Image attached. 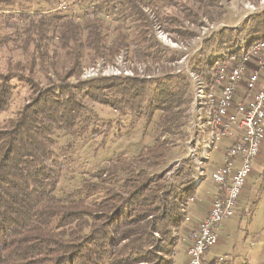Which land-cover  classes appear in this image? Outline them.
I'll use <instances>...</instances> for the list:
<instances>
[{
	"label": "trees",
	"instance_id": "trees-1",
	"mask_svg": "<svg viewBox=\"0 0 264 264\" xmlns=\"http://www.w3.org/2000/svg\"><path fill=\"white\" fill-rule=\"evenodd\" d=\"M30 1L0 0V114L9 112L20 86L28 91L24 104L0 125V264H172L158 252L169 257L174 252L170 226L181 225L182 209L196 188L191 183L170 195V202L168 192L165 197V188L172 186H165V174L149 172L165 159L164 142L155 138L142 147L135 157L138 166L128 167L137 175L127 173L122 186L116 177L102 179L98 171L92 175L100 180L85 178L63 195L58 132L72 134L68 143L85 136L101 138L99 146H104L115 119L100 116L94 103L120 116L162 103L158 80L124 75L81 80V73L100 57L113 60L123 49L131 48L138 59L165 55L147 8L180 38L196 32L181 28L185 19H216L215 0H71L67 10H53L57 5L31 9ZM86 1V16L67 12ZM173 7L180 13L166 11ZM250 21L238 39L264 40V9ZM236 36L231 29L214 34L207 42L214 38L224 51L213 57L220 60L223 52L236 51ZM72 77L78 81L71 82ZM162 85L168 93L169 85ZM185 110L182 121H187ZM153 175L156 180H149Z\"/></svg>",
	"mask_w": 264,
	"mask_h": 264
},
{
	"label": "rangeland",
	"instance_id": "rangeland-1",
	"mask_svg": "<svg viewBox=\"0 0 264 264\" xmlns=\"http://www.w3.org/2000/svg\"><path fill=\"white\" fill-rule=\"evenodd\" d=\"M59 1L31 0L29 8L48 9L58 5ZM27 4L29 3L27 2ZM89 6V1L80 2L74 6V9L67 12L81 18L86 16ZM214 6L220 13H226L224 19L222 18L223 13H221L222 15L219 13L214 21L209 20L207 16H203L200 22L185 19L180 24L181 28L187 27V29L196 32L194 35H183L180 38H177L174 30L172 32L169 29V25L165 24L164 26L152 9L147 8L154 20L152 25L154 36L165 49V55L160 59L155 55L138 59L133 58L134 51L130 48L123 49L113 60H105L100 57L97 62L85 66L80 76L81 80H89L101 75L139 76L140 78L158 80L160 85L156 91L159 92L162 87L163 95L161 98L163 101L154 108H144L138 114L128 113L125 116H120L121 114L110 106L94 103V108L100 116L106 119L111 117L115 119L110 136L107 137L104 146H99L101 138L89 139L85 136L76 137L75 142L68 143L69 139H73L72 134L66 133L67 131L58 132L57 150L63 169L61 194L66 195L68 191L79 186L85 178H92L93 181L100 180L95 179L92 175L98 171V173L103 172L102 179L113 182L114 177H116V183L122 186L123 177L127 173L133 176L137 175L136 171H129L128 167L138 166V161L135 159L136 155L142 152L143 146L152 143L155 138L156 140L159 139L160 143L164 142L167 151H165V159L163 156L158 159L160 165L151 167L149 172L165 174V186L167 182L172 185L171 188H165V197L168 192L169 202L170 195L174 196L175 193L191 183L197 189L201 180L193 182L204 175L207 178L198 188V194L208 196L215 191L216 184L210 174L206 175L208 163L201 162V152L197 155L191 152V144L188 142L193 136L188 124L195 84L192 73L202 77L206 73L209 75L206 70L209 69L210 65H213L212 57L219 54L223 49L218 47L214 38L209 42L207 41L214 34L224 29H231L238 34L236 36L238 41V38H241V35L246 32V30L244 32L242 30L247 28L251 17L264 9V0H215ZM177 7H181V3ZM169 10L175 15L181 11L180 8L174 7L167 8L166 11ZM220 16L221 19H219ZM111 17L113 18L112 15ZM108 23L112 24L113 20L110 19ZM180 26L175 25L172 28L181 29ZM4 53L6 56L9 55L5 51ZM6 58L3 61V70H6ZM77 79L70 78L71 82H76ZM164 82L169 85L168 93H165L166 87L162 85ZM27 93L26 87L20 86L18 88V93L14 97L9 112L0 114V125L5 124L8 115H13L24 104ZM177 93L178 95L173 98V95ZM182 109H186L187 121L185 119L182 121ZM161 121L165 123L163 126H159ZM98 122L100 123L98 126H102L103 122L101 120ZM102 128L105 129L107 126L104 125ZM230 139V137H226L218 141L217 147L210 154V162L221 160L223 146L230 143ZM260 152L261 155L252 161V171L239 197L238 206L228 230L224 233L220 243L214 247L221 254H227L234 258V264H264V143ZM154 176L156 175H153L149 180H156ZM163 183L164 181H160L161 185ZM190 201L191 199L188 202ZM188 202L182 209L184 213ZM186 217L185 214V219L178 227L170 226L169 235L171 238H176L175 245H172L174 252H172L171 257L163 251L158 252L160 256L173 260L176 258L175 251L179 249L178 259L182 262L183 260L188 262V254L184 249L186 244L179 235L186 222ZM156 237L161 238V235L156 234ZM168 237V234L165 235V238ZM165 243L167 242L165 241Z\"/></svg>",
	"mask_w": 264,
	"mask_h": 264
},
{
	"label": "built area",
	"instance_id": "built-area-1",
	"mask_svg": "<svg viewBox=\"0 0 264 264\" xmlns=\"http://www.w3.org/2000/svg\"><path fill=\"white\" fill-rule=\"evenodd\" d=\"M70 1L60 0L53 10L69 9ZM234 50L223 52L220 60L214 57L209 75L192 73L195 84L188 123L193 134L188 141L191 152H201V162L209 163L219 140L235 132L238 138L226 149L223 162L211 170V178L223 195L213 200L193 234L187 248L189 264H233L227 254H207L218 243L224 220L234 215L252 161L264 143V40L249 44L241 39ZM236 160L241 161L240 166L235 165ZM172 264H178L176 258Z\"/></svg>",
	"mask_w": 264,
	"mask_h": 264
},
{
	"label": "crops",
	"instance_id": "crops-1",
	"mask_svg": "<svg viewBox=\"0 0 264 264\" xmlns=\"http://www.w3.org/2000/svg\"><path fill=\"white\" fill-rule=\"evenodd\" d=\"M244 92V88L243 90L241 91V93ZM241 98V97H239ZM231 139H230V143H227V145L223 146V149H222V158L221 160L219 161H215V162H209L207 164V172H206V175L210 174L211 173V170L217 165V164H220L223 162L224 158H225V152H226V149L232 145V143L238 138V133L235 132L234 135L232 136H229ZM227 137V138H229ZM229 140V139H227ZM261 155V152L260 154L258 155V157ZM240 160H236L235 162V165L236 166H240ZM211 176V175H210ZM207 177L202 176L201 178V181L199 182L200 184H198V188L201 186V184L204 182V180L206 179ZM195 183V181L193 182ZM198 188L196 189V193H195V196H193L191 198V201L188 202L187 204V209H186V222L182 228V230L179 232V235H180V239L183 238V241L185 242L186 246H185V250L187 251V248L188 246L191 244L192 242V238H193V234L197 231V228H198V225L200 223L201 220H203L207 213L209 212L211 206H212V202L213 200L218 196V195H223L222 194V190L220 187H218L216 185V189L213 193H211L210 195L208 196H201L198 194ZM234 216H232V218H227L226 220H224V222L222 223V225L220 226L218 232H219V241L217 244L220 243L221 241V238L224 236V233L228 230V227L230 225V221L233 219ZM182 234V235H181ZM216 244V245H217ZM176 248V247H175ZM176 253V260H177V263L178 264H189L188 262L186 263V260H183L180 261L178 259V253H179V249H177L175 251ZM215 254H221V252H218L217 249H213V251H211L210 253L207 254L208 257L210 256H213ZM231 258V257H230ZM233 259L232 260V263L234 264V258H231Z\"/></svg>",
	"mask_w": 264,
	"mask_h": 264
},
{
	"label": "bare ground",
	"instance_id": "bare-ground-1",
	"mask_svg": "<svg viewBox=\"0 0 264 264\" xmlns=\"http://www.w3.org/2000/svg\"><path fill=\"white\" fill-rule=\"evenodd\" d=\"M152 11V10H151Z\"/></svg>",
	"mask_w": 264,
	"mask_h": 264
}]
</instances>
